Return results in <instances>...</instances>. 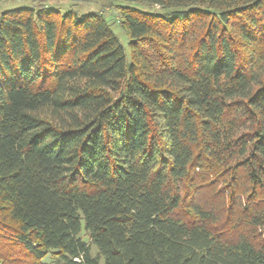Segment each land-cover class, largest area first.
Segmentation results:
<instances>
[{"label":"trees","instance_id":"trees-1","mask_svg":"<svg viewBox=\"0 0 264 264\" xmlns=\"http://www.w3.org/2000/svg\"><path fill=\"white\" fill-rule=\"evenodd\" d=\"M124 1L0 12V264H264V0Z\"/></svg>","mask_w":264,"mask_h":264},{"label":"rangeland","instance_id":"rangeland-1","mask_svg":"<svg viewBox=\"0 0 264 264\" xmlns=\"http://www.w3.org/2000/svg\"><path fill=\"white\" fill-rule=\"evenodd\" d=\"M24 5L57 8L63 12L73 8L80 14L102 11L106 15L114 31L117 33L126 51H128L129 37L118 22L120 18V7L122 5H130L144 10L151 9L147 5H139L137 2H127L124 0H0V12L5 9H11ZM93 250L96 251V247H93ZM45 260L48 264H56L55 258L52 256H48Z\"/></svg>","mask_w":264,"mask_h":264}]
</instances>
